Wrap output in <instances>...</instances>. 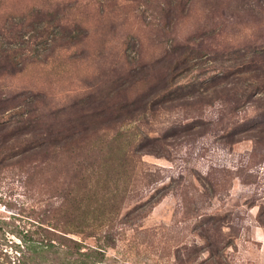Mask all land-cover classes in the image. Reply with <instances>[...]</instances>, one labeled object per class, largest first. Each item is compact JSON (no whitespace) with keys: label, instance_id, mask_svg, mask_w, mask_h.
Wrapping results in <instances>:
<instances>
[{"label":"rangeland","instance_id":"374dc122","mask_svg":"<svg viewBox=\"0 0 264 264\" xmlns=\"http://www.w3.org/2000/svg\"><path fill=\"white\" fill-rule=\"evenodd\" d=\"M40 227L264 264V0H0V257Z\"/></svg>","mask_w":264,"mask_h":264},{"label":"trees","instance_id":"16d2710c","mask_svg":"<svg viewBox=\"0 0 264 264\" xmlns=\"http://www.w3.org/2000/svg\"><path fill=\"white\" fill-rule=\"evenodd\" d=\"M28 150L26 148L25 151ZM40 229L27 237L23 236L20 244L14 248L15 253L1 251L4 257H0V264H108V256L104 251L83 247L73 239H67L69 243L58 241L55 230Z\"/></svg>","mask_w":264,"mask_h":264}]
</instances>
